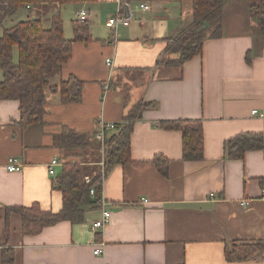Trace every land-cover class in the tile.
<instances>
[{
	"label": "crops",
	"instance_id": "crops-1",
	"mask_svg": "<svg viewBox=\"0 0 264 264\" xmlns=\"http://www.w3.org/2000/svg\"><path fill=\"white\" fill-rule=\"evenodd\" d=\"M250 3L226 0L222 36L208 39L184 66L167 64L178 54L165 48L192 23L189 0H96L62 8L63 16L64 8L72 10V20L87 10L93 40L75 43L70 61L48 79L52 86L69 84L71 96L83 82L81 96L66 102L47 87L43 121L25 128L17 123L19 102L0 99V264L4 247L14 250L11 264H264V253L246 261L225 254L227 244L264 239V148L243 159L225 154L229 138L264 134V35ZM117 12L130 24L110 28L107 19ZM64 29L67 34L65 19ZM139 103L154 106L134 123L132 160L104 179L101 196L112 210L106 226L92 227L102 206L87 212L85 222L62 220L37 233H24L19 213L7 218L8 207L62 208L49 164L57 158L58 173L65 162L86 159L55 143L64 127L89 133L98 146L99 134L106 140L115 132L102 124L120 125ZM177 119L203 121L204 159L184 160L182 133L158 126ZM157 154L168 159L167 176L154 162ZM11 156L23 162L21 171L7 169Z\"/></svg>",
	"mask_w": 264,
	"mask_h": 264
},
{
	"label": "trees",
	"instance_id": "trees-1",
	"mask_svg": "<svg viewBox=\"0 0 264 264\" xmlns=\"http://www.w3.org/2000/svg\"><path fill=\"white\" fill-rule=\"evenodd\" d=\"M96 0H0V99L17 100L19 102L21 128L33 123L42 122L46 108L45 90L61 92L62 100L78 101L81 96L83 82L78 83V92L71 96L66 82L60 86L50 85L48 75L62 68L70 61L74 44L89 43L93 40L89 20L72 21L73 37L65 36L62 8L65 5H82ZM193 6V21L177 36L166 40V53L178 54L177 58L167 60V64L184 66L189 60L203 51L208 39L222 36L220 23L224 13L226 0H189ZM250 13L257 20L261 34L264 35V0H251ZM28 11V17L11 25L8 21L19 11ZM49 17L47 26L45 18ZM219 24L216 25V23ZM17 50V54L16 51ZM17 55V56H16ZM250 61V53L247 55ZM153 103H139L124 116L120 125L103 143L98 145V154L93 160L100 163L97 173H93L87 164L67 161L62 169L53 177V187L62 192V208L53 212L44 210L40 204L29 207H8L7 218L11 211L22 217L24 233H37L48 225L62 220L82 223L87 212L101 207V191L108 173L117 165L132 160V133L134 123L142 118L144 107ZM158 126L166 130L182 133V149L184 160H202L205 157L204 124L201 119L162 120ZM91 135L75 129L64 127L55 136V143L62 147L87 148L91 145ZM102 147L104 159L102 158ZM264 148L262 132H241L225 143V154L231 159H243L248 151ZM154 162L160 172L168 175V159L157 154ZM90 179H89V178ZM98 193L91 195V189ZM264 253V239L254 242L227 244L225 254L228 261H246L258 259ZM15 254L11 247L2 250L3 264L14 262Z\"/></svg>",
	"mask_w": 264,
	"mask_h": 264
},
{
	"label": "built area",
	"instance_id": "built-area-1",
	"mask_svg": "<svg viewBox=\"0 0 264 264\" xmlns=\"http://www.w3.org/2000/svg\"><path fill=\"white\" fill-rule=\"evenodd\" d=\"M140 7L143 10H149L150 9V5L145 3V2H142L140 4ZM75 15H76V18L78 20H88V12L84 8L77 11ZM129 24H130V19L128 17H125L124 15H122L120 12H117L115 14L110 15L107 19V25L113 29L117 28L119 25H126L127 26ZM107 64L109 66L112 65V59L111 58H107ZM253 112L256 113V110H254ZM102 127L103 128H106V127L116 128V124H114V123L104 124L103 123ZM98 137L102 140V143H104V141H105L104 140V134L101 133V134H99ZM58 164H59V160L57 158H54L50 162L48 168H49V174L51 176H55L57 174L56 167L58 166ZM23 167H24V164L19 157L11 156L9 158L7 169L10 172L21 171L23 169ZM97 193H98V191L95 188L91 189V195L92 196H95ZM144 202H148V200L144 199ZM101 203H102L101 204L102 216H101V218L97 219L92 225L93 229H95V230L103 228L104 226H106V224H108L111 221V217H112V210L110 209L109 205L106 203L105 199L102 196H101ZM246 204H248V203L246 202ZM94 253L95 254H101V247H96ZM106 264H109V263H106Z\"/></svg>",
	"mask_w": 264,
	"mask_h": 264
},
{
	"label": "rangeland",
	"instance_id": "rangeland-1",
	"mask_svg": "<svg viewBox=\"0 0 264 264\" xmlns=\"http://www.w3.org/2000/svg\"><path fill=\"white\" fill-rule=\"evenodd\" d=\"M66 6H72V5L71 4H68ZM28 15L29 14H28V11L27 10L19 11L15 15H13V17L8 21V23L6 25L9 26L12 23H15V22H17L19 20L25 19V18L28 17ZM71 17L73 18V12H72V10L69 7L64 8L63 20L65 19V28H66V31L69 33V34L68 33L67 34L65 33V36L67 38H72L73 37V34H72V29H73L72 21L73 20H72ZM75 17H76V15H75ZM49 20H50L49 17L48 18H45V21H49ZM1 31H2V26L0 25V32ZM15 51H16V54H17V50H15ZM100 145L103 146V143H101ZM68 148L71 149L73 152H76V153L82 152L86 156V159H85V157L78 156V158L76 157L77 159H74L72 161L89 165L90 168H91V171L93 173H97L98 172V168H101V164L100 163L98 165H97V162H94L93 163V160L95 159V157L92 156V153L98 154V152H99L98 151V146H96L93 142H91V145H89L85 149L79 148V147H73V148L68 147ZM103 156H104V150H103V147H102V158H101V161H103V159H104Z\"/></svg>",
	"mask_w": 264,
	"mask_h": 264
}]
</instances>
